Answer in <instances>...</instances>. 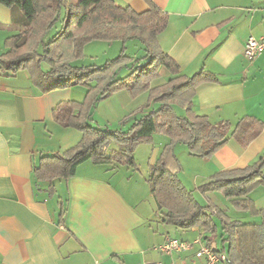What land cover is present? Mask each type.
<instances>
[{
    "label": "crops",
    "instance_id": "crops-1",
    "mask_svg": "<svg viewBox=\"0 0 264 264\" xmlns=\"http://www.w3.org/2000/svg\"><path fill=\"white\" fill-rule=\"evenodd\" d=\"M114 1L137 12L146 11L154 3L169 17L166 29L158 36L159 45L177 62L180 74L190 77L203 70L215 76L216 80L197 87L192 107L196 114L207 116L212 123L228 121L235 125L245 116L264 122V53L254 60L244 56L248 38L264 36V0ZM13 16L9 7L0 4V56L7 50L6 40L20 31L21 24L15 23ZM138 54L131 57H141ZM172 77L168 69L160 67L159 77L151 85H163ZM86 93L81 86L42 92L27 70L13 75L0 70V264H203L204 260L195 256L199 244L174 254L158 250L169 238L193 242L208 233L200 227L181 230L162 223L157 210L140 212L129 198H140L135 186L128 182L125 192L122 181L113 178L123 168L119 164L86 161L74 177L53 183L55 193L50 192V182L37 180L34 168L42 156L63 153L82 139L81 131L55 121V107L63 101L83 102ZM113 97H120V114L115 121L125 119L128 127L159 105L148 104V92L132 98L126 90H120L107 99ZM174 107L179 115H185L180 104ZM168 143V137L154 135L148 172L142 174L147 189L150 166ZM178 145L174 152L183 171L196 167V181L202 185L218 172L245 168L258 161L264 155V131L246 148L231 138L207 158L193 156ZM145 147L140 144L135 156ZM126 167L130 169L128 174L133 171ZM215 193L219 192L204 197ZM250 197L257 209L264 208V186L257 187ZM216 199L208 202H230L224 197ZM238 213L239 220L259 222L256 219L260 216ZM171 227L177 236L172 235ZM214 245H220L218 237Z\"/></svg>",
    "mask_w": 264,
    "mask_h": 264
},
{
    "label": "trees",
    "instance_id": "trees-1",
    "mask_svg": "<svg viewBox=\"0 0 264 264\" xmlns=\"http://www.w3.org/2000/svg\"><path fill=\"white\" fill-rule=\"evenodd\" d=\"M0 4L9 7L15 23L21 24L20 31L5 42L7 50L0 56L3 73L13 75L27 70L32 83L42 92L71 86L87 89L83 102L63 101L53 111L59 125L82 132L81 141L63 153L42 156L34 168L37 180L50 182V192L55 193L53 183L74 177L86 161L137 169V147L152 143L155 134L164 135L170 143L150 166L148 177L160 221L181 230L202 228L208 233L202 237L207 246L226 254L224 264H264V208L257 209L250 197L257 187L264 186V155L245 168L218 172L198 187L203 195L219 192L237 212L261 217L259 222H245L233 219L211 201L206 205L199 202L194 191L179 179L182 166L174 152L175 145L182 143L191 155L207 158L231 138L246 148L263 133L264 122L245 116L235 125L228 121L212 123L207 116L193 111L197 87L216 78L203 70L190 77L180 74L177 62L158 42L169 22L167 13L154 3L146 11L137 12L114 0H78L76 4L69 0H0ZM58 23L60 28L44 42ZM98 40H138L145 54L134 58L123 49L117 58L102 66L74 65L80 61L84 46ZM160 67L168 69L173 77L152 87ZM120 90H126L132 98L148 92V104L159 105L134 120L126 131L93 125L98 102ZM175 103L185 108V115L177 113ZM112 143L119 147L107 153ZM63 216L64 209L60 223ZM217 237L219 246L214 245Z\"/></svg>",
    "mask_w": 264,
    "mask_h": 264
},
{
    "label": "rangeland",
    "instance_id": "rangeland-1",
    "mask_svg": "<svg viewBox=\"0 0 264 264\" xmlns=\"http://www.w3.org/2000/svg\"><path fill=\"white\" fill-rule=\"evenodd\" d=\"M60 28V23H58L52 30H50L47 35L44 38V42H48L52 36L56 33V31ZM126 52L128 56H131L133 54H137L139 56H142L145 54L144 45L138 41V40H129L127 42L123 41H92L87 43L82 52V56L80 58V61L74 62V65L82 67V66H90V65H96V66H102L104 65L108 60H112L117 58L121 53L122 50ZM46 68V65H44ZM96 108L94 109L93 116L95 118V124L99 125H114L112 126L115 129H121V130H127L129 127L125 126L124 122L125 119H121L120 122L115 121V117L118 116L119 113V104H120V97H113L110 100H103L100 101ZM93 123V122H92ZM93 123V124H94ZM125 127V128H124ZM57 136L55 137V139ZM147 147L140 149L137 156H135L136 162H137V169L133 168V171L129 174L127 173L128 169L127 165H120L122 166L120 170L116 171V176L112 175L117 182L122 181L123 190L125 192L128 191V182H130L131 185H134L135 188L138 190L140 194V198L133 197L132 195H129V198L135 205V207L140 212H147L148 214L153 210H158L155 198L153 194L150 191L149 183L147 189L145 187V178L142 174H146L148 172V163H149V157L152 155L153 147H150L151 143H144ZM77 145V144H76ZM118 149L119 145L117 143H112L110 148H107L106 151L109 153L112 151V148ZM179 147L185 148V150L188 152V147L185 144L179 143ZM185 165V160H183ZM129 167V166H128ZM186 167V166H185ZM140 168V169H139ZM196 168V167H195ZM193 166L186 167V169L183 171V169L180 170L178 173L179 179L182 181V183L188 188L193 189L195 197L204 205L210 203L208 200L212 199L213 201H217L216 198L220 200L222 199V195L219 193H215V195H209L208 198L204 197V195L199 192L198 187L201 185L200 180L196 181L195 173ZM150 172V171H149ZM125 179V180H124ZM130 194V192H129ZM216 205H218L222 209H229V215L233 219H240V217H237L239 213L235 211L233 206L230 204V202H213ZM238 214V215H237ZM258 217V216H256ZM255 218V217H254ZM257 221L261 220V217L256 219ZM220 228V227H219ZM171 230L174 231L175 229L171 227ZM173 236H177L176 232H172Z\"/></svg>",
    "mask_w": 264,
    "mask_h": 264
},
{
    "label": "built area",
    "instance_id": "built-area-1",
    "mask_svg": "<svg viewBox=\"0 0 264 264\" xmlns=\"http://www.w3.org/2000/svg\"><path fill=\"white\" fill-rule=\"evenodd\" d=\"M264 53V36H250L246 41L244 48V56L248 60H254ZM194 244H199V250L196 252L197 260H204L203 264H224L227 261L225 253H217L213 251L203 241L201 236H198L193 242H188L178 238H169L161 245L158 250L166 254H174L175 252H184L192 248ZM152 264H162L161 262ZM171 264H186L183 261L172 262Z\"/></svg>",
    "mask_w": 264,
    "mask_h": 264
}]
</instances>
